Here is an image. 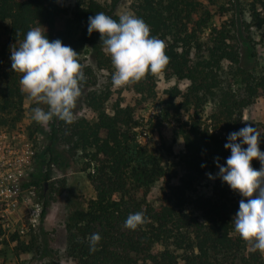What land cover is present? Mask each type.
<instances>
[{
    "label": "trees",
    "instance_id": "trees-1",
    "mask_svg": "<svg viewBox=\"0 0 264 264\" xmlns=\"http://www.w3.org/2000/svg\"><path fill=\"white\" fill-rule=\"evenodd\" d=\"M221 1L230 5L231 14ZM74 2L69 14L56 0H0V35L20 45L29 30L40 28L50 41L59 39L75 50L80 63L85 48H93L94 59L103 68L110 59L102 51L100 34H88L89 17L103 12L119 22L118 0ZM242 2L250 19L246 25L239 19ZM214 5L226 16L215 25L210 9ZM130 10L150 26L153 37L167 45L170 63L162 76L187 82L184 89H166L162 101L164 119L181 110L190 112L186 119L176 118L172 131V139L183 143L176 162L182 171L179 182L170 183L175 176L170 168L174 164L170 163L171 145L163 141V148L155 152L137 139L135 128L143 124L139 112L156 96L157 76L148 74L131 85L136 97L129 104L123 106L117 100L108 112L105 103L111 91L107 86L97 87L84 97L93 112L91 118L78 116L76 109L72 124L54 118L48 143L41 154H35L42 174L34 180L27 178L24 185L33 187L43 199L44 214L46 197L59 195L66 180L51 181L47 191L41 181L52 180V169L64 172L83 160L80 170L94 194L84 209L73 212L65 227L66 255L77 264H177L179 259L183 264H264V254L253 251L235 232L238 204L234 191L219 175L210 196L192 195L197 181L219 170L217 157L219 165L227 166L231 150L224 145L229 133L248 124L256 127L264 152V123L242 118L243 111L264 94V69L245 65L241 55L245 29L254 26L264 36V0H131ZM244 37L253 49L251 38ZM0 83V126L12 130L24 117L26 93L12 68L1 70ZM207 104L209 113H201ZM251 163L254 169L261 168L259 160ZM163 177L166 188L158 200L149 201L153 184ZM136 212H143L148 222L135 231L125 228L128 215ZM93 233L102 239L98 250L90 252L88 238ZM35 239L26 244L12 233L8 240L0 239V246L15 241L13 264H30L19 255L30 252ZM2 253L0 249V264H7ZM43 264L58 262L50 259Z\"/></svg>",
    "mask_w": 264,
    "mask_h": 264
},
{
    "label": "clouds",
    "instance_id": "clouds-1",
    "mask_svg": "<svg viewBox=\"0 0 264 264\" xmlns=\"http://www.w3.org/2000/svg\"><path fill=\"white\" fill-rule=\"evenodd\" d=\"M87 31L89 35L100 34L115 69L112 76L115 88L138 83L148 74L158 76L170 63L165 41L153 37L150 26L133 14H121L117 22L103 12L96 13L89 17ZM10 59L12 70L22 74L21 91L36 104L48 106L47 111L42 107L32 109L35 122L47 125L54 118L67 124L75 122L74 109L85 80L84 66L75 50L59 39L50 41L40 28H33L19 47L12 50ZM260 139V132L250 124L229 133V142L224 145L231 150L227 166L219 165L218 157L216 160L222 181L245 198L240 200L234 217L235 232L253 251L264 254V152L259 147ZM254 159L261 163L259 170L252 167ZM147 222L143 212L130 213L124 226L135 231ZM101 239L99 233L90 235V252L98 250Z\"/></svg>",
    "mask_w": 264,
    "mask_h": 264
},
{
    "label": "rangeland",
    "instance_id": "rangeland-1",
    "mask_svg": "<svg viewBox=\"0 0 264 264\" xmlns=\"http://www.w3.org/2000/svg\"><path fill=\"white\" fill-rule=\"evenodd\" d=\"M101 3H111L112 0H97ZM56 2L65 7L69 14L74 8V0H56ZM224 3L225 7L230 9V5L227 2L221 1ZM131 0H118L115 6V13L121 15L124 13L132 14L130 10ZM242 15L240 16V21L244 20L245 25L248 23L249 14L246 9L245 2L241 3ZM211 12L213 13L212 22L213 25L218 24L221 20L226 18L225 15L217 8V6H210ZM230 12L233 11L230 9ZM229 15V14H228ZM245 25H242L241 28H244ZM245 29V28H244ZM78 34V33H77ZM241 35V39L244 44H242L241 55L242 62L249 66L253 67L256 71L264 69V36L263 32L257 29L254 26H250L248 31L245 29V32ZM248 35L251 38V44L253 49L249 48V45L246 41L245 35ZM100 42L101 37H100ZM19 45L8 43L6 38L0 35V72L1 70L8 71L11 67V52L12 50L18 48ZM102 51L105 53V57L111 60L110 55L105 51V46ZM251 52H254V56H251ZM106 62L105 67L100 68L98 62L94 59L93 48L86 47L81 55V64L84 66L83 73L85 80L81 84L82 95L80 96L77 106L76 113L78 116H85L88 119L93 116V112L86 107L84 103V97L86 93L97 87L107 86L110 89L109 99L105 103L106 110L111 111V105L115 101H119L123 106L129 104L136 97V94L132 90V86H126L123 88H115L112 85V76L115 72V69L111 61ZM102 65V64H101ZM19 79H21L22 74L17 73ZM1 85V83H0ZM187 85L186 81H176L175 79H165L162 74L157 76L156 82V96L155 98L148 102L147 105L139 112L141 117H143V124L138 127L137 130V139L141 145L147 147L152 151H159L163 148V141L166 144L171 145L173 151V157L170 158V163H174L170 166L171 171L175 172V176L171 178L170 183L177 184L179 178L182 176V171L180 166H178L177 156L183 150V143L181 139H172V131L175 125L177 124L176 118L180 117L181 119H186L188 113L181 110L177 115L164 117V108L162 101L166 99L167 95L165 90L177 86L180 89H184ZM21 87V85H20ZM35 107H42L47 111L48 106L43 104H36L31 100L26 94L24 99V117L20 124L16 126L15 129L24 130L32 140L35 150L38 154H41L45 145L49 140V131L50 123L47 125H41L35 122L32 119V109ZM210 104H207L201 113H209ZM173 114V111H169ZM244 121L249 123L261 122L264 123V94L257 97L254 104L249 108L243 111L242 116ZM158 121H161L159 125ZM41 162L38 158L32 162V165L27 171V178L29 180H34L38 176H41ZM83 166V160L72 163L69 168L64 172L52 169V180L41 181L45 185V191L48 190L49 184L51 181H58L62 178H65L66 184L64 190L57 196L53 198L46 197L47 204L44 206V214L42 216L39 229L31 233L30 235L21 236V239L26 243L34 237L35 242L33 243V248L28 253H23L19 255V259L30 264H43L44 261L54 259L58 264H77L72 259L68 258L66 255V223L69 221L70 216L74 211L84 209L86 202L93 196V189L90 182L86 178V173L80 170V167ZM212 179L209 178L207 174L203 179L197 181L193 186L194 194H199L203 196H210L214 190L215 178L219 175V170L211 174ZM56 179V180H54ZM166 177L158 179L152 186L151 191L148 195V200L154 202L158 200V197L161 195L162 190L166 188ZM33 199H36L43 203V199L39 197L37 192H34L33 187ZM236 197V202L238 204L237 212L239 211V202L242 197L239 192L234 191L233 194ZM16 242L11 241L7 244L0 246V249L3 250L1 259L7 264H13L15 262L13 247ZM159 248V247H158ZM180 253V251H177ZM177 264H183V261L179 259Z\"/></svg>",
    "mask_w": 264,
    "mask_h": 264
},
{
    "label": "built area",
    "instance_id": "built-area-1",
    "mask_svg": "<svg viewBox=\"0 0 264 264\" xmlns=\"http://www.w3.org/2000/svg\"><path fill=\"white\" fill-rule=\"evenodd\" d=\"M35 154L24 130L0 126V239L8 240L12 233L30 235L39 229L43 204L33 199L31 187L24 185Z\"/></svg>",
    "mask_w": 264,
    "mask_h": 264
}]
</instances>
